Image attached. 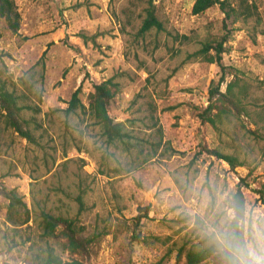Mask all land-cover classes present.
Listing matches in <instances>:
<instances>
[{"label": "rangeland", "instance_id": "1", "mask_svg": "<svg viewBox=\"0 0 264 264\" xmlns=\"http://www.w3.org/2000/svg\"><path fill=\"white\" fill-rule=\"evenodd\" d=\"M14 2L20 27L12 34L0 19V72L39 112L23 111L35 120V142L0 134V189L14 190L24 204L9 210L0 195V264H32L44 245L42 212L76 217L82 236L98 234L91 264H175L180 247H206L186 210L194 188L231 194L239 187L245 203L264 212L255 191L264 183V0H227L228 18L217 5L193 15V0H152L160 26L145 31L149 0ZM221 38L220 90L237 77L245 112L230 109L213 127L197 114L220 69L194 53ZM112 76L120 90L109 110L128 146L106 143L87 112L63 111L79 85L87 107L92 86ZM157 128L161 141L151 157ZM202 146L243 165L231 168ZM137 214H146L138 226Z\"/></svg>", "mask_w": 264, "mask_h": 264}, {"label": "trees", "instance_id": "2", "mask_svg": "<svg viewBox=\"0 0 264 264\" xmlns=\"http://www.w3.org/2000/svg\"><path fill=\"white\" fill-rule=\"evenodd\" d=\"M215 5L225 14L226 18L234 14V10L228 8L227 0H193L191 13L198 15ZM145 11L146 15L142 21L141 31L148 30L151 27L158 28L160 24L155 17L152 0H149ZM0 19L4 20L12 34L18 32L20 15L14 0H0ZM224 41L225 38H221L219 41H214V43H205L198 52L194 53L195 56H200L204 62L215 64L220 69L217 84L209 89L207 106L202 112L197 114V119L201 123L207 122L213 127H215V123L220 115L225 114L230 109L237 113L245 112V106L242 104L245 97V89L239 84L237 77L226 82L224 90H220V83L224 82L225 74L222 62ZM38 64H40L42 69V58L38 61ZM40 79H42V74L40 75ZM18 81L22 85L26 84L22 77ZM16 87L17 84L14 81L7 77H2V73L0 72V134L2 131L10 130L20 138L33 143L35 142V138L31 125L35 127V120L32 117L25 118L23 111H30L34 115L39 112V107L34 103H26L28 95L24 92H18ZM25 88L33 95V98L40 101L41 94L32 84L25 86ZM235 88H237V92ZM119 90L120 84L115 81L114 76L94 84L92 90L87 94V107H85L81 102V86L79 85L72 92L63 111L65 114L76 113L77 110L87 112L100 126L101 135L104 137L106 143L112 144L119 141L128 146V140L125 139L128 138L129 134L124 131L121 122L115 121L109 110L110 104ZM147 105L150 106L151 104L148 103ZM149 117L153 119L152 113H149ZM156 132L158 138L155 147H153L151 157L156 154V149L161 141L160 128H157ZM200 149L209 156L227 162L231 168L243 165L235 156L222 154L216 149H207L204 146ZM241 181L244 182V178H241ZM255 191L259 201L264 204V183H259ZM0 195L8 200L9 210H11L14 204L24 206L14 190L6 191L5 189H0ZM231 195L238 197L245 203L241 188H236ZM145 217L146 214H137L132 218V221L138 226L141 219ZM26 222L27 219L24 223ZM83 232L84 226L79 224L76 217L55 216L42 212L38 224V238L44 245L40 248L37 246L38 250L34 254L32 264H91L92 259L96 256L95 245L98 234L92 233L89 236H82ZM64 252L69 254L70 257L62 258L61 253ZM204 262L217 264L216 257L207 247L199 250L191 248L186 250L180 247L175 256V264H202Z\"/></svg>", "mask_w": 264, "mask_h": 264}, {"label": "clouds", "instance_id": "3", "mask_svg": "<svg viewBox=\"0 0 264 264\" xmlns=\"http://www.w3.org/2000/svg\"><path fill=\"white\" fill-rule=\"evenodd\" d=\"M186 210L217 264H264V212L230 193L198 188Z\"/></svg>", "mask_w": 264, "mask_h": 264}]
</instances>
